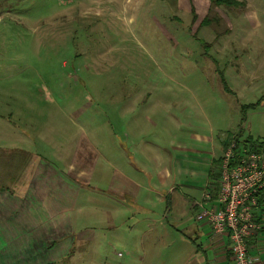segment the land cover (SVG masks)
Segmentation results:
<instances>
[{"label":"rangeland","instance_id":"374dc122","mask_svg":"<svg viewBox=\"0 0 264 264\" xmlns=\"http://www.w3.org/2000/svg\"><path fill=\"white\" fill-rule=\"evenodd\" d=\"M236 1L245 7L208 0H0V138L10 139L7 124L24 129L29 121L31 135L45 139L50 130L70 132L67 121L76 118L90 139L114 140L115 131V140H123L120 111L133 105L152 113L146 140H215L226 132L230 140L243 126L242 140L264 142V0ZM203 18L210 24L199 27ZM237 102L250 106L242 123ZM83 211L84 234L90 229L95 238L82 241L81 256L57 264H183L179 244L171 248L176 255L166 256L155 228L145 238L143 226L130 231L132 214L116 230L107 214L98 220L90 208Z\"/></svg>","mask_w":264,"mask_h":264},{"label":"crops","instance_id":"0c3cea01","mask_svg":"<svg viewBox=\"0 0 264 264\" xmlns=\"http://www.w3.org/2000/svg\"><path fill=\"white\" fill-rule=\"evenodd\" d=\"M218 78L222 83L220 72ZM139 109L120 111L123 140H115V131L114 140L100 142L93 134L90 139L76 118L67 121L70 132L50 130L45 139L31 135L29 121L24 129L7 124L4 136L10 139L0 138V258L8 264H57L81 256L82 241L95 238L90 229L84 234L82 210L90 208L94 219L107 214L109 229L119 230L120 219L132 214L130 231L143 226L145 238L155 228L166 256L178 252L183 264H233L227 235L214 233L203 212L218 197L215 162L234 141L224 140L228 132L215 140H146L152 113ZM242 128L235 133L239 146L245 141ZM255 216L262 230L246 244L251 264H264V190ZM174 243L180 246L176 252Z\"/></svg>","mask_w":264,"mask_h":264},{"label":"built area","instance_id":"2783aa9c","mask_svg":"<svg viewBox=\"0 0 264 264\" xmlns=\"http://www.w3.org/2000/svg\"><path fill=\"white\" fill-rule=\"evenodd\" d=\"M219 174L216 204L203 216L214 233L227 235L233 264H251L246 241L262 228L255 211L264 190V152L230 142L222 154Z\"/></svg>","mask_w":264,"mask_h":264},{"label":"trees","instance_id":"16d2710c","mask_svg":"<svg viewBox=\"0 0 264 264\" xmlns=\"http://www.w3.org/2000/svg\"><path fill=\"white\" fill-rule=\"evenodd\" d=\"M208 2L210 4V6L211 5H214L216 7L223 6L224 8H227V9H237V8H244L245 7V3H243V2L238 3L236 0H208ZM209 24H210L209 19L208 18H203V20L199 23V27H205V26H207ZM222 84H224L225 90H227V92H229V90L226 88V84H225L223 79H222ZM249 107H250L249 105L240 107V115H241L240 119H241V121H244L245 113L249 110ZM232 140L234 141V143L236 145H241L240 142L237 141L236 137L232 138ZM229 143H230V141H229ZM229 143L226 144V147L228 146ZM242 145L245 148H248L252 152H264V142H261V143L258 142V141L253 142L251 139H245V141H243ZM215 164L219 168L218 169V174L216 176L217 184H218V188H219V175H220L219 171H220L221 158L216 160ZM258 204H259V202H258ZM257 222H259L258 219H257ZM261 230H262V228L260 229V231Z\"/></svg>","mask_w":264,"mask_h":264}]
</instances>
